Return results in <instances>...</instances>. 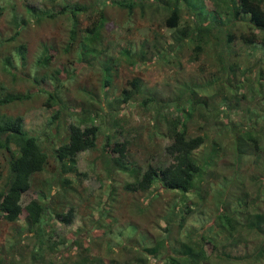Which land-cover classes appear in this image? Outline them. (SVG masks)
Wrapping results in <instances>:
<instances>
[{
  "label": "rangeland",
  "instance_id": "1",
  "mask_svg": "<svg viewBox=\"0 0 264 264\" xmlns=\"http://www.w3.org/2000/svg\"><path fill=\"white\" fill-rule=\"evenodd\" d=\"M188 1L0 0L4 4L0 84L8 90L4 93L19 92L24 98L9 101L2 93L0 122L21 117L24 130L38 138L50 158L49 166L34 175L31 190L23 198L26 205L33 199L41 205L40 221L32 224L22 217L8 222L0 212V264H167L172 246L181 249L187 240V228L194 230L210 222L215 226L220 200L241 210L240 219L246 223L255 219L254 229L245 226L232 239L218 241L212 257L201 264H264V258L260 263L243 258L263 243L264 236L257 234L262 223L257 216L264 215L262 158L252 142L247 140L245 154H238L235 144L236 134L247 123L254 126L251 134H261L264 146V80L263 85L256 84L258 77L264 79V31L257 30L247 17L234 18L224 0H201L194 8ZM77 4L88 6V13L79 15L82 27L99 10L107 18L97 56L80 59L64 50L73 24L69 10ZM65 5L68 10L59 11ZM175 8L181 20L178 28H171L166 20ZM48 13L56 19H49ZM195 25L203 27L198 34L211 27V35L220 37L218 53L206 49L198 55L196 39L190 34L179 38L183 29ZM252 31L257 32L258 41L246 45L241 34ZM228 33L235 35L232 43L227 42ZM23 42L29 50L25 65L16 53ZM143 46L148 62H126V50L138 52ZM135 77L139 90L125 102L122 89H131L130 80ZM185 85L195 88L193 99H187L189 91L180 96ZM254 88L263 93L255 94ZM207 93L216 94L207 106L210 111L197 110L186 119V108ZM50 95L54 98L49 103ZM225 100L219 108L218 103ZM178 118L187 121L189 136L208 134L196 150L200 159L208 156L212 138L222 147L221 158L207 172L212 176H204L203 189L207 181L210 186L205 200L191 194L194 212L184 219L179 207L174 209L171 192L157 186L145 192L126 189L125 184L134 178L116 165L109 172L105 161L117 141L127 143L123 160L130 167L143 172L149 163L167 165V147L172 142L167 132ZM72 123L97 125L99 131L95 147L81 151L75 169L69 163L63 172L56 148L68 139ZM11 155L0 150V192L12 176ZM255 171L257 180L252 179ZM63 177L70 182L63 185ZM154 191L160 192L159 197L145 204ZM70 209L74 213L71 223L57 218L56 212ZM198 238L195 233L193 240ZM156 245L161 246L160 253L140 262L146 253L142 249Z\"/></svg>",
  "mask_w": 264,
  "mask_h": 264
},
{
  "label": "trees",
  "instance_id": "2",
  "mask_svg": "<svg viewBox=\"0 0 264 264\" xmlns=\"http://www.w3.org/2000/svg\"><path fill=\"white\" fill-rule=\"evenodd\" d=\"M177 1L178 0H176V2ZM224 1V7L231 12L230 14L234 18L240 21L243 20L244 17H247L249 22L256 26L257 30L260 29L264 31V0ZM188 2L193 8L202 3L201 0H190ZM3 8L4 4L0 3V14L2 13ZM65 10H68V5L59 9V11ZM81 12L88 13V6L86 4H77L76 7H70L69 17L73 23L70 28L71 39L69 44L65 46L64 50L69 55L73 56L74 54H77L78 58L83 59L90 55L97 56L102 51L99 48V45L103 43V28L106 26L107 18L105 17L104 11L99 10V14H95V17L90 20V24L86 27H82L79 21V15ZM54 15L55 14L53 13H48L49 19H56L53 18ZM91 16V14H87V18H91ZM180 20L181 12L178 8H175L172 10L171 15L166 20V23L171 28H178ZM231 20L232 18L230 17L229 21ZM23 22L24 25L27 23L26 20ZM198 26L199 25H195L191 28L183 29L179 38L190 34V36L193 37L192 40L195 41L196 39L195 51L198 55L206 49L209 51L213 50L215 53H218L217 50L219 47L220 37L211 35L210 26V28H206L202 31L203 33L198 34V29H203L202 26H199L200 28ZM241 37L246 45L252 43L254 44L258 41L257 32L255 31H252L250 34H241ZM234 38V34L228 33L226 39L228 43H232ZM202 42L206 43L208 47L206 45H200ZM145 51L146 49L144 46L138 52L135 49L126 50V62L130 64L138 62L145 64V62L149 61V59L147 61L145 60ZM16 53L20 57L23 65H25L29 58L28 44L23 42L19 46ZM47 59L48 58H46V61ZM7 61L11 63L10 57L7 58ZM242 78L247 79L250 83V79L247 75H244ZM262 80H264L262 76L258 77L256 84H260V86L263 85ZM106 82H109L107 78ZM130 83L132 86L131 89H122L123 99L125 102L130 100L135 95L137 90H139V83L136 77L132 78ZM4 90L8 91L5 86L0 84V95L4 93ZM186 91H189L191 94L190 98L187 99H193L195 96V88L191 89L185 85V87L181 89L180 96H186ZM258 91L263 93L261 88H254L255 94H257ZM4 95L9 101L24 99L23 95L19 92H6ZM215 95V93H207L204 98H198V100L193 101L190 107L186 108L189 116L186 117V119L189 120L190 116L197 110L206 109V111H210L207 106L210 105ZM53 98V95L49 96V103ZM223 103H227V101L225 100L219 102V108ZM58 114L59 111L55 113L54 117H58ZM186 122L181 121L180 118L175 119L167 132V135L172 138V142L167 147V151L170 155V162L165 166H156L149 163L143 172L137 167H130L128 163H125V160H123L127 157V143L117 141L116 143L111 144L112 147L108 149L109 156L105 160L106 165L110 169L109 172L112 171L113 173L115 170L114 165H116L117 167H122L121 169L127 171L128 174L134 178L133 181L129 180V182L125 184L126 189L145 192L157 186L162 191L171 192L174 197V209L179 207V212H182L183 215L182 219L185 218L186 214H192L194 212L195 203L190 199L191 194H195L201 200H205L206 194L210 190V186L207 181V187L203 189L202 185L204 176H212L207 172L212 168V166L217 164L222 155V147L220 143L214 142V139L212 138L210 143V152H207L208 156L204 159L197 157L196 150L205 143L208 139V134L204 133L203 135L198 134L196 136H189ZM243 125L245 126L240 127L239 130L241 133H237L235 136V144L238 154H245L244 151L247 147V140L248 142H252L258 152L257 156L262 158L260 166L264 169V146L260 141L261 134H251L254 130V126L248 125L247 123ZM244 127H248V129ZM98 131L99 127L97 125L86 127L76 123L69 125L67 132L68 139L59 144L56 148V157L63 172L67 171L69 163H71V166H74V168L71 169H75L78 155L81 151L95 147ZM244 132H247L246 136L242 134ZM13 144L16 145V149L14 150H12ZM0 150H8L12 153L10 161L12 176L8 179L6 187L0 192V212L2 218L8 222H17L20 218L26 217L32 224H37L41 217V205L35 199L31 200L26 205L23 198L31 190V182L34 175L49 166V155L41 143H39L38 138L35 135L28 134L24 130L23 120L21 117L0 122ZM71 166L69 165V167ZM254 176H258L256 171L255 174L252 175V179H254ZM1 177L2 176L0 174V179ZM254 180H257V178ZM62 182L63 185H66V183H69L70 180L67 177H63ZM154 192L151 193L150 198H148L145 204L148 203L149 200L151 202V200L159 197L160 192ZM241 197H243V194ZM243 200L245 201V199ZM217 211L218 213L216 215L215 226L209 221L210 224L202 223L199 228L194 230L187 228V240L182 241L181 249H176V247L172 246L173 252L168 256L169 259L167 264H201L202 262H207L212 257L216 246H219L218 241L225 242L226 240L232 239L234 235L236 233L238 234V232L245 226L247 229H254V227L252 228L251 226L252 223L255 222V219H252L247 223L245 219L241 220V210H239L236 206L233 208L232 203L227 200H220L218 202ZM73 214V209H70L67 213L56 212L57 218H61L62 221L67 223H71L73 220ZM259 217L262 223L259 226L257 234L264 236V215L258 214L257 218ZM216 226H218V230L216 229ZM195 233L199 237L197 240H193V235ZM262 239L263 243L256 246L257 248L254 251V254L248 253L247 256H243V258L249 257L251 259L252 257L254 262L260 263L264 258V237ZM214 241H216L217 245ZM237 242L239 241L237 240ZM142 250L146 253H144V256H140V262L146 263L147 255L157 256L160 253L161 246H145Z\"/></svg>",
  "mask_w": 264,
  "mask_h": 264
}]
</instances>
